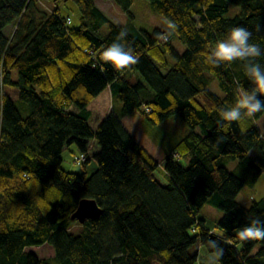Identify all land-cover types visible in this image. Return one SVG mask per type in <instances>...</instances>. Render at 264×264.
Returning <instances> with one entry per match:
<instances>
[{
	"label": "trees",
	"instance_id": "obj_1",
	"mask_svg": "<svg viewBox=\"0 0 264 264\" xmlns=\"http://www.w3.org/2000/svg\"><path fill=\"white\" fill-rule=\"evenodd\" d=\"M47 1L50 8L43 0H0V264H194L195 243L219 264H264V240L237 236L250 219L264 221V197L249 205L236 199L264 171L257 125L264 111L223 121L221 110L254 85L243 62L216 67L202 55L236 26L264 49V0H148L176 25L181 52L160 38L163 29L116 23L94 0H72L74 25L61 14L64 0ZM112 1L131 15L135 0ZM230 4L238 11L225 16ZM121 29L139 63L116 71L101 56ZM258 60L264 66V56ZM213 79L222 95L209 88ZM107 86L123 113L138 111L151 123L178 114L186 124L164 156L165 181L113 110L89 124L87 105ZM72 143L85 154L81 164L97 163L88 176L61 165ZM231 158L234 171L224 166ZM82 197L101 211L80 223L70 215ZM207 202L222 210L214 227L197 216Z\"/></svg>",
	"mask_w": 264,
	"mask_h": 264
},
{
	"label": "rangeland",
	"instance_id": "obj_2",
	"mask_svg": "<svg viewBox=\"0 0 264 264\" xmlns=\"http://www.w3.org/2000/svg\"><path fill=\"white\" fill-rule=\"evenodd\" d=\"M95 2L98 7L105 10L106 15L112 21L116 23L119 22L126 26L132 25L135 28H144L147 30H150L154 27H159L163 29L164 35H167L169 37L171 45L177 51L183 49V44L176 38L175 33L169 27V23L166 17L162 14L154 12L148 3V0H135L129 7L131 15L124 12L120 8V6L114 3L112 0H96ZM38 4L44 8H50L52 6V3L47 0L38 2ZM60 4L62 6L60 10L61 14L69 15L72 25L77 24L79 22V12L76 8L75 3L72 0H64L61 1ZM237 11L238 6L230 4L228 10L225 12V16H232ZM195 19L198 20L197 15H195ZM6 29L7 28L5 27V32L7 31ZM169 60H171L170 56ZM130 71L131 70L128 69V73L125 74L129 80L133 79L128 75ZM209 88L218 95L223 94L222 90L218 86L216 79H213L211 81V83L209 84ZM140 94L142 95L143 99H148L150 97V95L146 96L142 90H140ZM141 106L144 108V104H142ZM134 114L135 115L127 114L125 116H128V118L130 119L138 116L136 118H140V120H142V123H139L137 119H132L131 125L137 132V134L135 135L138 140L157 162L155 174L159 179L165 181L166 171L163 167L164 156L171 149H177L176 143L186 133L187 126L178 114H172L159 123H151L141 115L140 117L137 113ZM90 123L93 125V118L90 119ZM257 125L260 129H264V114H261L258 118ZM79 152L80 151L78 150L75 143L70 144L69 148L65 149L62 152L61 165L66 170H71L78 173L85 171L86 176H88L92 171H94L97 163L95 160H91L86 164L75 163L73 161V156L74 154H78ZM251 154H254L253 150H251ZM179 159L182 164H186L188 157L179 156ZM224 166L228 171H234L235 167L237 166V161L235 158H231L224 163ZM262 197H264V171L260 173L254 181H245L236 195L237 201H239L243 205H249L252 200H258ZM221 214L222 210L220 208L208 202L204 203L197 212V216L204 219V223L207 227H214ZM198 246H201L202 251L199 255L200 260L198 261L196 258L194 264H219L216 254L212 251L207 250L204 245H196L195 243L192 245V249H197Z\"/></svg>",
	"mask_w": 264,
	"mask_h": 264
},
{
	"label": "clouds",
	"instance_id": "obj_3",
	"mask_svg": "<svg viewBox=\"0 0 264 264\" xmlns=\"http://www.w3.org/2000/svg\"><path fill=\"white\" fill-rule=\"evenodd\" d=\"M170 27L174 29L176 25L171 24ZM127 35L126 29H121L113 43L102 52V60L116 71H123L139 63V56L124 43ZM160 38L167 40L168 36ZM251 38V31L236 26L225 38L218 40L213 48L202 53L206 62L216 67L235 61L243 62L245 76L254 85L252 90L238 91L235 104L221 110V119L225 122L239 121L243 117L251 118L264 111V99L259 98L264 96V66H261L258 60L264 56V49L258 44L251 43ZM237 236L241 241L264 240V221L259 218L250 219L249 223L238 231ZM212 244L215 246L214 241ZM219 252L222 254V249Z\"/></svg>",
	"mask_w": 264,
	"mask_h": 264
},
{
	"label": "crops",
	"instance_id": "obj_4",
	"mask_svg": "<svg viewBox=\"0 0 264 264\" xmlns=\"http://www.w3.org/2000/svg\"><path fill=\"white\" fill-rule=\"evenodd\" d=\"M96 1V0H94ZM96 4V2H95ZM98 7V6H97ZM100 10H102L104 13H105V10L101 9L99 7ZM106 14V13H105ZM184 49V47H183ZM183 49H181L180 51L178 52H181L183 51ZM125 73L127 74L128 73V70L125 71ZM131 77L130 78H133L134 79V76H136L134 73L133 75H130ZM133 79H130V81H133ZM129 80V79H128ZM10 94L13 98L16 97L17 95V91L16 89L12 88V89H9ZM87 108L89 109L90 111V116H89V119H88V122L89 124L92 126V127H96L97 124L100 122V120L110 111V110H113L120 118L121 122L123 123V125L126 127V129L131 133V135L142 145V143L138 140V138L136 137L135 134H137V132L135 131V128L131 125V120L132 119H137V121L139 123H142V120H140V118H136L138 116H135V118H128V116H125L127 115V113H123L122 110H121V102L118 100V99H115L112 97L111 95V92H110V89L109 87H105L101 92H99L87 105ZM134 113H137L139 116L141 115L138 111H134L133 113H130V114H133L135 115ZM141 117V116H140ZM93 118L94 119V123L93 125L90 123V119ZM124 118V119H123ZM136 132V133H135ZM143 146V145H142ZM148 152V151H147ZM149 153V152H148ZM150 154V153H149ZM199 245V244H197ZM201 245V244H200ZM196 252H197V260L199 261L200 258H199V255L201 253V246H198V248L196 249ZM199 264H203V263H199Z\"/></svg>",
	"mask_w": 264,
	"mask_h": 264
},
{
	"label": "water",
	"instance_id": "obj_5",
	"mask_svg": "<svg viewBox=\"0 0 264 264\" xmlns=\"http://www.w3.org/2000/svg\"><path fill=\"white\" fill-rule=\"evenodd\" d=\"M101 211L95 200L90 197H82L78 200L76 208L71 213V219L82 223L85 219L96 217Z\"/></svg>",
	"mask_w": 264,
	"mask_h": 264
},
{
	"label": "built area",
	"instance_id": "obj_6",
	"mask_svg": "<svg viewBox=\"0 0 264 264\" xmlns=\"http://www.w3.org/2000/svg\"><path fill=\"white\" fill-rule=\"evenodd\" d=\"M67 21H69L68 19H66V22ZM85 160V154L83 153V152H80V153H78V154H75L74 156H73V161L75 162V163H81V162H83Z\"/></svg>",
	"mask_w": 264,
	"mask_h": 264
}]
</instances>
